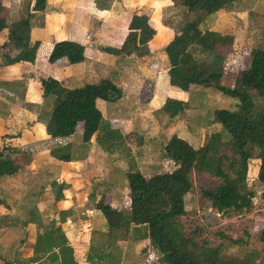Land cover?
<instances>
[{
    "label": "trees",
    "instance_id": "trees-1",
    "mask_svg": "<svg viewBox=\"0 0 264 264\" xmlns=\"http://www.w3.org/2000/svg\"><path fill=\"white\" fill-rule=\"evenodd\" d=\"M173 1L187 13L201 15L228 9L236 2ZM45 5L46 0H34L28 11L43 10ZM32 17V14L27 13L17 20L7 21L0 16V31L5 32V40L0 49L7 48L9 52L15 53L14 57L7 54V63L35 61L40 43L30 38ZM199 21L200 17H194L178 30L174 29L172 39L164 48L169 61V83L181 89H188L191 85L216 88L223 94L238 99L241 112L226 108L215 110L214 121L223 131L212 132L199 147L172 135L161 149L162 162H168V170L147 177L135 169V160H132L131 170L127 172L126 210L108 203L104 195L99 197L94 206L106 219L107 233L110 236L118 241L134 238V235L146 239L148 250L153 253L158 264H257L254 251H249L242 258L229 257L224 253L226 248L238 243V240L227 238L226 243L212 246L200 240L196 228L186 232L183 223L186 214L185 196L193 189V171L219 178L216 185L202 189L200 196L220 213L251 209L253 192L248 184L247 174L249 160L254 153L259 160L257 178L264 184V111L253 110L250 94L252 90H256L264 95V48L250 49L248 62L233 74L232 85H224L222 80L227 71V53L223 48L232 46L234 37L209 29L202 30ZM155 33L147 15L133 14L121 46H107L103 51L128 55L141 48L147 50V44ZM193 48H199L203 58L195 57ZM84 58L83 43L60 40L54 43L47 59L50 63L66 60L75 64L82 62ZM39 84L43 91L45 111L40 112L38 117L51 138L71 136L81 127L84 142H89L97 134V142L106 150L125 145L121 132L111 128L104 120L96 103L98 99L108 102L119 100L123 95L120 84L104 78L98 83L65 87L53 77L40 78ZM187 106V102L167 98L163 109L173 117ZM6 149L8 148L0 152V178L13 175L19 169L6 156ZM61 151L60 148L51 149V155L59 160L70 161L68 151L65 154ZM59 214L67 215V211ZM63 220L64 217L61 218ZM258 239L264 244V223L259 230ZM36 243L41 244L40 248L53 261L78 264L74 258L73 246L60 226L52 224L50 228H46L44 233L38 235ZM104 257L96 253L88 254L86 259L89 264H121L112 254L106 262ZM32 261H37V257Z\"/></svg>",
    "mask_w": 264,
    "mask_h": 264
},
{
    "label": "crops",
    "instance_id": "crops-1",
    "mask_svg": "<svg viewBox=\"0 0 264 264\" xmlns=\"http://www.w3.org/2000/svg\"><path fill=\"white\" fill-rule=\"evenodd\" d=\"M52 1L47 0V10L50 9ZM55 1L57 6L60 5L61 12L68 14L72 22L67 34L60 36L61 33L67 31V26H65L57 31L55 38L83 43L85 46V58L82 62L70 64L66 60H60L50 63L47 59L49 48L46 53L47 57L42 62H40L39 58L40 50L37 49L34 62L7 63V54L10 57H14L15 53L9 52L7 48L0 49V152L4 148H8L5 152L6 156L19 166L18 171L13 175H6L0 178V235L22 228L29 231L30 236L28 239L31 243H34V238L31 237V227L32 229L36 227L34 219L30 217L27 222H20L15 216L16 209H19V205L23 200H26L27 206L30 205L29 196L20 198L21 202L17 200L16 196L20 192L17 185L20 183L24 185V182H33L39 177L51 179V181L49 180L50 183L63 181L66 184L72 183L74 179L73 173H75L72 165L78 166L85 175L86 180L81 181L86 182L85 186L71 189L68 187L66 191H63V197L59 200H55L51 192L52 202L50 205L40 198L38 199L39 205L43 207H39L37 210L34 203V206H29L25 210V213L38 215L41 212L42 216L50 215L49 222H46L45 217H43L42 228L45 230L50 228L52 224H55L56 227L60 226L64 235L73 246L74 258L78 264H88L83 258L85 252L82 250L85 243L89 241V235L94 228L90 222L83 224V221L91 220L90 217L92 215H99L103 223L106 224V219H103L102 213L94 206L102 195L105 196L106 200L108 197V203L119 206V203L113 201L114 196H116L114 188L119 170L116 168V163L113 165L109 163V160H113L110 157H115L117 153L110 154V151L106 152L100 145H97L95 143L97 134L89 142H84L82 140L81 127L76 129V134L65 137L63 140L57 141L55 138H51L46 133L43 121L38 117L44 108L42 107L44 103L43 91L39 84L40 78H56L65 87H80L85 84L98 83L104 78H109L115 83L121 84L123 95L119 100L107 104L104 100L98 99L96 103L102 112L104 120L110 124L111 128L121 132L123 135L122 140L125 144L123 148L129 149L130 152H128L130 154L139 145L137 143L138 140L135 138L137 126L134 125V120L130 117L131 112L128 110L132 109L130 105L136 100L134 94L140 97L143 86L150 85L147 88V98L144 99L149 102L150 106L157 107V118L159 123L161 121V128L164 125L162 119L167 116L165 111H162V106L167 98L188 102L191 87L188 88L189 90L174 87L170 85L168 80L169 61L164 48L172 39L174 30L166 28L162 22L158 25L156 19H154L155 16H158L160 10H166L167 7L171 6L168 0ZM23 2L24 0H0V16L7 18V21H14L18 18ZM173 4L176 5L175 3ZM4 12H6V15L3 16ZM133 14L147 15L150 24L156 31L154 37L147 44V50L141 48L128 55L109 53L112 64L118 63L117 65H119L123 60V66H126L129 70L127 74L129 77L125 81L123 80V83L112 77L93 79V69L100 65V60L104 59V56L108 54L103 51V48L107 46L118 48L121 46L127 32L130 16ZM55 21L60 22L61 19L56 17ZM105 31L107 33H104ZM35 34L37 33H33L31 27L30 38L32 41L38 40ZM4 40L5 32L0 31V46ZM100 41V47H98L97 45ZM44 61H47V63H44ZM143 75L151 77L153 81L148 78H141L140 76ZM196 86L192 85V87ZM4 90L9 91L10 95L13 94L14 98L4 97ZM127 105H129L128 108ZM121 106L122 109L120 110ZM132 106L136 105L133 103ZM187 109L188 107L185 110L187 111ZM177 117L178 114L171 117L172 119L168 117L172 121V126L169 121L167 124L173 129V133L168 139L172 135H177L190 143L184 134L176 132L182 126V121L177 125ZM185 121L187 122V120ZM166 128H169V126ZM75 135L80 136L76 137ZM62 143L70 147L68 151L71 157L70 161L59 160L51 155V149L60 148L58 147L60 145L62 147ZM85 144L89 145L88 148H86ZM163 163L168 165L167 161ZM83 173L82 178H84ZM124 182L127 191L128 183L126 177ZM104 183L108 184L105 185ZM109 184L110 189L108 188ZM103 185L104 187H101ZM33 197L31 200H36L37 194L33 195ZM22 204L24 205V203ZM52 209L56 210L54 212L56 216L51 213ZM22 211L18 210L17 213H22ZM61 211H67V215L59 214ZM62 217H64L63 221H61ZM0 243L2 242L0 241ZM0 264H5V260L1 256Z\"/></svg>",
    "mask_w": 264,
    "mask_h": 264
},
{
    "label": "rangeland",
    "instance_id": "rangeland-1",
    "mask_svg": "<svg viewBox=\"0 0 264 264\" xmlns=\"http://www.w3.org/2000/svg\"><path fill=\"white\" fill-rule=\"evenodd\" d=\"M168 1L171 6L167 7L166 10H160L158 16L154 17L158 25L162 22L166 28H169L170 30H174L175 28L178 30L187 20L194 17H200L199 27L202 30H216V32L221 35H232L234 37L233 45L223 48V51L227 53V71L222 80L224 85H232L234 80L233 74L238 68L248 62V52L250 49L255 47L264 48V0H236L231 8L209 15L189 14L183 7L177 5L173 0ZM33 4L34 0H24L17 19L27 13L33 15L31 27L32 32L37 33L35 36L40 43L38 49L40 50V62H42L43 59H46L51 53L54 42L62 39L55 38L57 36V31L61 30L62 27L67 26V31L61 33L60 36L67 34L72 22L70 21V16L68 14L61 12L60 5L57 6L55 0L51 2L49 10L46 9L47 0L43 10L28 11V8H32ZM5 13L6 12L2 15H6ZM56 17H59L61 21L56 22ZM104 33L107 32L105 31ZM100 43L101 41L98 43V47H100ZM48 50L49 52L47 53ZM198 50L199 48L192 49L194 56L203 58V55ZM45 62L47 63V61H44V63ZM99 63L100 65L92 71L93 79L112 77L113 79L119 80L120 83H123V80L125 81L127 77H129V75L127 76L129 70L126 66H123L124 61L122 60L119 65H117L118 63L112 64L109 53L106 54L104 59H101ZM140 77L143 79L148 78L150 81H153V79L147 75ZM148 86L150 85L143 86L140 97L134 94L136 100L130 105V108L132 109H128L131 112L130 117L133 118L134 125L137 126L135 138L138 140L137 143L139 144H137L138 146L135 151L133 153L131 152L132 155L129 154V149L123 147L116 146L106 150L100 146L104 151H110V154L117 153L115 157H110V159L113 160H109L110 165L111 163L112 165L116 163V168L119 170L114 188L116 196L113 195V201L119 203V207L124 210H126L125 207L127 205V191L124 179L125 177L127 179V172L131 170L130 164L132 163V160H135L133 161V163L135 162V169L139 168L138 170L147 177L168 170L169 168L161 161V149L163 143L168 141L170 139H168V137L173 133L171 127L172 121L169 120L168 117L170 119L172 118L168 115L166 110L162 109L167 116L163 117L162 122L164 125L162 126L163 128H160L161 121L159 123L157 118V107L150 106L149 102H146L144 99L147 98L148 95ZM190 87L191 89H188V109L186 111L185 109L187 107H185V109L178 114L176 123L178 125V123H181L182 121V126H180L181 128L177 129L176 132L184 134L190 141V144L199 147L206 142L208 136L212 132L217 130L223 131L219 124L214 121L215 110L226 108L232 111L241 112V106L238 99L229 97L216 88L203 86L192 87V85ZM250 94L253 110L264 111V95L256 90H252ZM3 96L14 98V95H10L9 91L6 90H4ZM127 97L130 98L128 95ZM104 102L107 104L109 103L108 101ZM133 103L136 106H132ZM128 106L129 105H127V108ZM42 107L45 108V105ZM163 107L164 105L162 108ZM44 108L43 112L45 111ZM121 109L122 106L120 107V110ZM185 120H187V122ZM168 121L171 126L167 124ZM164 126H169V128ZM75 136L78 137L80 135ZM63 138L65 137H56L55 139L60 141L63 140ZM95 143L99 145L97 139ZM85 146L88 148L89 145L85 144ZM58 147L62 150V154H65L70 148L67 144ZM72 167L75 172L73 173L74 179L72 180V183L66 184L63 181L56 183L55 185V183H50L51 179H49V181L46 178L39 177L33 182H24V185L22 183L17 185V188L20 191L18 192L19 195L16 196L17 200L20 201V198L29 196V206H34L35 203V208L38 210L39 207H43L39 205L38 199L40 198H42L46 204H51V192L54 199L59 200L63 197V191H66L68 187L71 189L85 186L86 182H81L86 180L84 173L80 171L78 166L72 165ZM258 167L259 160L254 153L249 160V170L247 174V181L253 192L252 207L249 211L242 212L229 210L228 212L220 213L211 208L209 202L201 198L200 192L204 188L216 185L219 182V178L210 176L206 173L193 171L191 174L193 189L185 196L186 214L183 217V223L186 232H190V230L196 228L200 240L205 241L212 246L226 243L227 238L238 240V243L230 245L225 249L224 253L227 256L242 258L243 255L249 253V251H254L256 255V263L264 264V244L258 239L259 230L264 223V184H262L257 178ZM82 173L84 178H82ZM104 184L107 185L108 183ZM101 187H104V185ZM108 188L110 189V184ZM36 194V200H31V198H34L33 195ZM106 201L109 202L108 197ZM22 203H24V205ZM22 203L19 205V209H16L15 216L20 222H27L30 217L34 219L36 230L31 227V237L34 238V243L29 241L28 237L30 235L29 231L26 229L18 228V230L10 231L5 235L1 234L0 241L2 243H0V256L5 262L8 261L10 264H60L59 260L53 261L48 253L40 248L41 244L36 243L38 235H41L46 230L42 228L43 217H45L46 222H49L50 215L42 216L41 212H39L38 215L26 214L25 210H27L29 206H27L26 200H23ZM18 210H20V212L23 211L22 213H17ZM54 212H56V210L52 209L51 213L53 215H55ZM90 219L91 220L87 219L86 221H83V224H86L85 222H90L91 226L94 228L89 235V241L85 243L84 249L82 250L85 252L83 258L86 263L89 264L86 259L88 254L92 255L98 253L101 257L103 255L105 256V262L112 254L114 258L116 257L117 260H120L121 264H158L155 261L153 253L148 250V242L146 239H140L138 235H134V238L118 241L107 233V223L104 224L99 215H92ZM108 249L110 251H107ZM34 257H37V261H32Z\"/></svg>",
    "mask_w": 264,
    "mask_h": 264
}]
</instances>
